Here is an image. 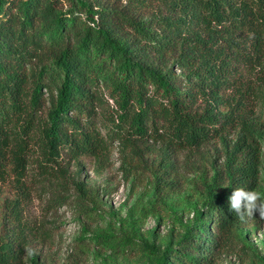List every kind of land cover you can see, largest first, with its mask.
I'll use <instances>...</instances> for the list:
<instances>
[{
	"label": "trees",
	"instance_id": "1",
	"mask_svg": "<svg viewBox=\"0 0 264 264\" xmlns=\"http://www.w3.org/2000/svg\"><path fill=\"white\" fill-rule=\"evenodd\" d=\"M135 1L138 11L99 0H0V170L10 156L23 175L34 149L44 172L81 157L100 171L117 149L129 175L157 143L165 168L174 167L170 151L186 150L198 156L192 169L202 175L206 211L159 264H206L218 245L213 225L228 236L243 223L229 210L232 191L261 192L259 121L229 90L240 67L263 65L264 0ZM213 141L221 163L207 148ZM56 185L65 202L66 178ZM75 187L87 211L89 188ZM14 223L0 229V264H41L32 231Z\"/></svg>",
	"mask_w": 264,
	"mask_h": 264
},
{
	"label": "rangeland",
	"instance_id": "2",
	"mask_svg": "<svg viewBox=\"0 0 264 264\" xmlns=\"http://www.w3.org/2000/svg\"><path fill=\"white\" fill-rule=\"evenodd\" d=\"M103 5L118 8L131 6L139 10L135 0H99ZM69 6L66 1L65 9ZM151 9H143L150 19ZM248 62L237 74L229 93L247 104L257 117V137L261 147L259 189L264 193V61L263 65ZM255 64V63H254ZM179 74L183 71L177 69ZM44 96L48 94L44 90ZM50 103L44 102L40 114L46 117ZM235 133L229 135L233 139ZM219 141L207 147L218 163ZM28 165L19 176L10 156L0 170V229L20 221L30 235L41 264H159L164 247L182 237L186 225L196 223L198 213L206 211V195L202 175L192 169L198 156L186 150L170 151L174 167L165 168L160 144L147 153L129 175L122 170L117 149L111 162L100 171L91 157L66 161L61 170L41 167L42 157L28 150ZM210 175L214 169L209 168ZM64 174V175H63ZM65 177L66 201H58L57 182ZM175 182L164 186L162 179ZM84 182L89 195L79 207L80 192L75 182ZM14 213L18 214L16 219ZM14 220V221H13ZM105 234L100 241L97 234ZM218 245L210 252L206 264H264V220H247L228 236L215 229ZM26 264H32L26 261Z\"/></svg>",
	"mask_w": 264,
	"mask_h": 264
},
{
	"label": "clouds",
	"instance_id": "3",
	"mask_svg": "<svg viewBox=\"0 0 264 264\" xmlns=\"http://www.w3.org/2000/svg\"><path fill=\"white\" fill-rule=\"evenodd\" d=\"M229 210L234 212L241 222L251 220L258 213L259 219L264 220V193L255 190L236 188L228 197ZM27 255H35L32 248L26 246Z\"/></svg>",
	"mask_w": 264,
	"mask_h": 264
}]
</instances>
